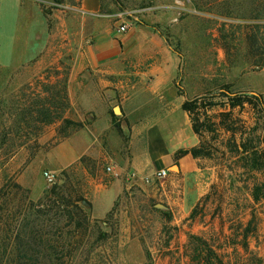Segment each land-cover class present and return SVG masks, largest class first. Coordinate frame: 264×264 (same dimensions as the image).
<instances>
[{
  "label": "rangeland",
  "instance_id": "374dc122",
  "mask_svg": "<svg viewBox=\"0 0 264 264\" xmlns=\"http://www.w3.org/2000/svg\"><path fill=\"white\" fill-rule=\"evenodd\" d=\"M102 1L115 6L125 20V31L140 25L163 41L179 60L177 86H185L191 94L221 92L223 86L253 93L255 86L264 94L263 69L252 66L243 39L251 20L240 19L245 9L253 13L256 0ZM1 27L0 38L6 35ZM65 43L40 41L38 56L22 57L13 56L12 50H22L26 42L8 40L6 56L0 58L1 238L5 230L9 235L14 228L5 244L16 243L14 237L17 231L23 234L22 225L30 228L35 219L37 224L47 219L58 226L51 235L57 248L49 249L41 264H197L191 261L190 239L201 242H194L195 247L209 256L210 264H264V156L259 155L255 164L250 155L239 153L241 144L256 146L264 139L263 122L247 105L223 117L228 110L219 106L220 98L214 99L213 109L200 118L213 130L204 131L210 155L201 158V167L212 174L206 177L212 183L190 206L181 202V195L171 198L166 177L137 185L126 180L105 217L95 219L90 209L84 208L88 222L73 232L69 230L74 223L64 225L66 218L59 216L61 207L57 205L47 216L31 214L28 202L36 203L61 172L68 178L60 177L59 184L78 190L88 202L93 181L107 183L116 178L107 171L114 165L106 167L101 159L96 163L87 157L85 163L65 169H57L54 163L59 144L77 131L65 126L63 119L81 122L78 118L82 117L81 123L89 124L99 108L93 94L97 74L90 69L73 74L74 46ZM155 61L151 57L131 66L125 62L129 69L115 77L114 83L121 81L123 92L128 91L138 81V73ZM101 94L106 109L118 114L116 102L106 103L107 90ZM85 98L86 105L82 103ZM36 100L45 101L54 123L34 121L37 114L29 107ZM84 108L92 110L85 112ZM120 119L115 116L114 122ZM12 184L28 190L26 200ZM35 188L39 190L36 196L32 194Z\"/></svg>",
  "mask_w": 264,
  "mask_h": 264
},
{
  "label": "crops",
  "instance_id": "0c3cea01",
  "mask_svg": "<svg viewBox=\"0 0 264 264\" xmlns=\"http://www.w3.org/2000/svg\"><path fill=\"white\" fill-rule=\"evenodd\" d=\"M124 21L108 1L0 0L1 32L9 33L0 38V58L6 56L8 40L26 42L22 50H12L13 56L22 57L38 56L40 41L59 40L74 46L73 74L88 69L97 74L93 94L99 108L89 124L83 123L81 129L59 144L55 151L59 154L54 160L57 169L81 163L87 157L94 161L101 159L99 162L106 167L114 165L108 167L115 179L92 182L89 203L95 219L105 217L111 210L126 180L130 185L143 184V179L160 169L167 171V193L171 198L181 195L185 206L193 204L212 183L206 178L212 174L201 167V158L189 153L176 158L179 150H190L200 142L192 130L191 118L181 108L183 102L212 91L191 94L185 86H177L179 60L160 38L140 25H132L124 33L117 32ZM32 42L35 44L31 45ZM151 57L156 58L155 63L138 73V81L128 91L123 92L121 81L114 83L115 77L126 72V64L138 65ZM103 89L108 93L106 103L117 104L118 114L114 115L121 118L116 121L121 133L112 127V117L101 94ZM252 92L261 95L264 102V94L255 86ZM87 102L86 98L82 100L84 104ZM38 192L35 188L32 194L36 196Z\"/></svg>",
  "mask_w": 264,
  "mask_h": 264
},
{
  "label": "trees",
  "instance_id": "16d2710c",
  "mask_svg": "<svg viewBox=\"0 0 264 264\" xmlns=\"http://www.w3.org/2000/svg\"><path fill=\"white\" fill-rule=\"evenodd\" d=\"M58 2V0H54ZM257 2L255 8L252 12L247 13L249 10L245 9L242 11L240 19L251 20V25L249 31H245L243 35L244 42L246 44L247 55L252 60V66L257 69L264 68V0H256ZM247 13V14H246ZM220 98L219 106L228 110L226 113H222L223 117H228V114L232 113L235 109H242L245 105L249 106L258 115V121L263 122L264 126V102L261 95L253 94L248 91H230L229 87L223 86L221 92H205L199 96H195L190 100L183 102L181 108L183 111L187 112L192 122V130L195 134L200 137L199 145L190 150H179L176 154V158L181 157L189 153L194 158H203L209 156L208 145L204 136V131H213L211 126L206 124V120L200 121L201 116L205 117L211 109L215 106L213 103L214 99ZM45 101H35L30 109L36 112L37 116L34 121L41 124H51L56 120L49 118L48 110L49 108L44 103ZM227 114V116H226ZM112 117V126L119 133V124L114 122L115 115L110 112ZM65 126H73L75 130L81 129L83 123L72 122L70 120L63 119ZM227 131H231L228 126L225 127ZM240 154L250 155L252 163L257 164L259 159L258 156H264V139L256 146L248 147L244 143L241 144ZM84 158H81L83 161ZM61 175V176H60ZM58 176L59 178L67 179V173L61 172ZM59 178L55 177V182L50 186L44 193V195L36 202H28V205L32 210L31 214L35 217L47 216L48 211L52 209V206L57 205L61 207L59 216L66 218L65 226H69L74 223L73 230L83 228V225L88 222V216L84 212V208L90 209V203L78 192L69 185H64V183L59 184ZM12 186L17 190L24 193L23 200L27 199L28 190L21 188L17 184H12ZM70 187V188H69ZM57 203V204H56ZM26 208H24L25 210ZM26 211V210H25ZM36 213V214H34ZM36 219L34 220V222ZM31 222L30 228L27 225H22L24 228L23 234L21 235L18 231L15 234L16 243L13 246H7L5 244L6 240L11 239L13 229H10V234L7 235L5 230V235L1 238L0 236V264H41V259L46 257V253L49 249L54 250L57 248L56 240H52L51 235H55V230H58V226L55 224H49L46 219H44L38 224ZM53 229V230H52ZM62 231V229L60 228ZM197 239H190L189 247H193L191 251V261H196L197 264H210L209 256H203V252L195 247ZM198 243V244H199ZM193 245V246H192ZM203 257H206L203 260ZM202 262V263H201Z\"/></svg>",
  "mask_w": 264,
  "mask_h": 264
},
{
  "label": "built area",
  "instance_id": "2783aa9c",
  "mask_svg": "<svg viewBox=\"0 0 264 264\" xmlns=\"http://www.w3.org/2000/svg\"><path fill=\"white\" fill-rule=\"evenodd\" d=\"M126 30V26L124 24H120L117 28L118 32L123 33ZM111 168L107 167V171L111 172ZM167 177V171L165 169H160L155 171L150 177H147L145 179H143V182L146 184L155 182V181H160L163 180ZM48 180L50 181L51 178L49 177Z\"/></svg>",
  "mask_w": 264,
  "mask_h": 264
}]
</instances>
